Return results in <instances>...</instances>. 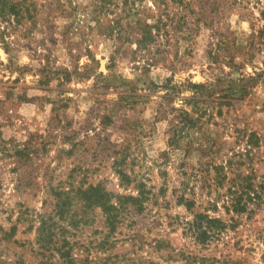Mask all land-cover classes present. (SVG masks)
I'll list each match as a JSON object with an SVG mask.
<instances>
[{
    "label": "rangeland",
    "instance_id": "1",
    "mask_svg": "<svg viewBox=\"0 0 264 264\" xmlns=\"http://www.w3.org/2000/svg\"><path fill=\"white\" fill-rule=\"evenodd\" d=\"M42 221L74 264H264V0H0V264H65Z\"/></svg>",
    "mask_w": 264,
    "mask_h": 264
},
{
    "label": "trees",
    "instance_id": "2",
    "mask_svg": "<svg viewBox=\"0 0 264 264\" xmlns=\"http://www.w3.org/2000/svg\"><path fill=\"white\" fill-rule=\"evenodd\" d=\"M195 87L198 88H202L203 86L200 84H196L194 85ZM190 98L186 99V101H189ZM186 116H189V112H187L186 110H182ZM190 121V119H189ZM255 137L254 134L251 135V138ZM255 140H257L255 138ZM253 142V144H256L257 141H251ZM216 169H218L216 167ZM89 190V194L88 196H86V200L89 202V204L95 203L99 206L102 207V209L108 214V220L110 221V224L113 226L115 224V221L118 220L120 213L123 211L125 204L127 203H131L134 204L136 206H142V202L143 200L146 198L145 194L146 191L143 189V187H139V194L138 196H133V195H125V196H121L120 199H118V201L116 203H110L109 199L107 198V194L106 193H102L98 187H90L88 188ZM86 190V191H88ZM86 192H84L85 194ZM87 194V193H86ZM85 194V195H86ZM178 201L180 203H184L188 208H190V206L193 203H190V200L186 199L184 197V195H180L178 198ZM232 207L234 211H243L245 209V204L241 203L240 200H236L234 199L233 203H232ZM208 223L209 224H214V223H220V220L216 219V218H208ZM14 233L13 232L9 233L10 235ZM54 233L53 230L51 229L50 226L47 225L46 221H42L38 227V236H37V241L40 244V248L45 249L46 251L50 253L53 252V250L55 249L52 248V245H55V242L53 240ZM68 242L64 239L63 244L60 245L59 248H56L55 250H57L58 254H59V258L62 259V262H64L65 264H74V257H72L71 254V248L67 247ZM67 245V246H66Z\"/></svg>",
    "mask_w": 264,
    "mask_h": 264
}]
</instances>
